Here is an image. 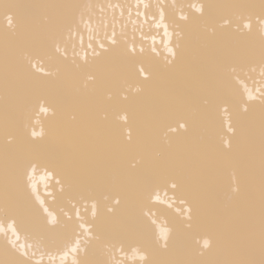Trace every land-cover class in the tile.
Segmentation results:
<instances>
[{
  "label": "snow or ice",
  "instance_id": "snow-or-ice-1",
  "mask_svg": "<svg viewBox=\"0 0 264 264\" xmlns=\"http://www.w3.org/2000/svg\"><path fill=\"white\" fill-rule=\"evenodd\" d=\"M53 250L264 264V0H0V264Z\"/></svg>",
  "mask_w": 264,
  "mask_h": 264
},
{
  "label": "bare ground",
  "instance_id": "bare-ground-1",
  "mask_svg": "<svg viewBox=\"0 0 264 264\" xmlns=\"http://www.w3.org/2000/svg\"><path fill=\"white\" fill-rule=\"evenodd\" d=\"M16 2H25V0H16ZM103 2H107V0H103ZM112 2H116V0H112ZM119 2L124 3V4H128L130 6H134L136 4V0H119ZM144 2L147 3H151L152 5H156V4H162V5H166L168 6L169 9H171V6L173 4H179V3H185L187 2V0H144ZM127 16V13H126ZM132 19L135 20V9L133 7V15H132ZM127 31L129 33V36L131 37L133 34L136 35L137 40H139L140 38V29L138 25H133L130 21L128 22V27H127ZM143 31L145 33H147L149 35V40H148V44H151V36L152 35H156V40H157V44L159 45V50L163 53V44H162V40L164 39L163 37V30L160 29L159 32L157 33L156 29L154 28V26L150 29L148 25H145ZM85 40L87 41V35L85 36ZM257 79H259V76L257 74ZM249 86H253L251 84V82H249ZM42 173H37L35 176V183L37 186V189L41 195V197L43 198L47 191H50L51 189H46L45 188V184L46 181L43 180L41 178ZM169 195H171V193H169ZM161 197L162 199L164 198V193L161 192ZM49 201H51V197H48ZM55 208V210L57 212H59V206L54 205L53 206ZM155 211H157L158 215L161 217V219H171V211L167 208V205H160L158 206L157 209H155ZM20 243H26L27 241L25 240V237L23 235H21V239L19 241ZM41 253L37 252L36 256L34 257V259L36 261H40L41 260ZM52 256H55V264H60V254L55 252L54 250L51 252ZM43 264H49V253H44L43 254Z\"/></svg>",
  "mask_w": 264,
  "mask_h": 264
}]
</instances>
